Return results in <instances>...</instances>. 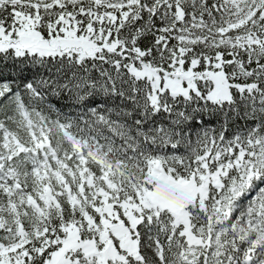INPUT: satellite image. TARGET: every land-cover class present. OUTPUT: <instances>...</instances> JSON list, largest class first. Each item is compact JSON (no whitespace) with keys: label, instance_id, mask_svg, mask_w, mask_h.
Wrapping results in <instances>:
<instances>
[{"label":"snow or ice","instance_id":"obj_1","mask_svg":"<svg viewBox=\"0 0 264 264\" xmlns=\"http://www.w3.org/2000/svg\"><path fill=\"white\" fill-rule=\"evenodd\" d=\"M0 264H264V0H0Z\"/></svg>","mask_w":264,"mask_h":264}]
</instances>
